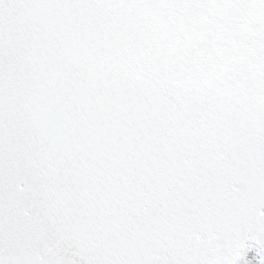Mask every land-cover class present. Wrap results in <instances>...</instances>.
Returning a JSON list of instances; mask_svg holds the SVG:
<instances>
[{"label": "snow or ice", "instance_id": "1", "mask_svg": "<svg viewBox=\"0 0 264 264\" xmlns=\"http://www.w3.org/2000/svg\"><path fill=\"white\" fill-rule=\"evenodd\" d=\"M0 264H264V0H0Z\"/></svg>", "mask_w": 264, "mask_h": 264}]
</instances>
